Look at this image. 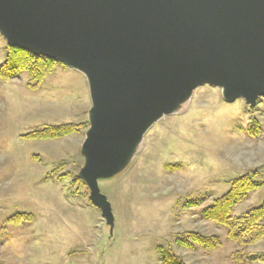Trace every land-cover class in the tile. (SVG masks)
I'll list each match as a JSON object with an SVG mask.
<instances>
[{
	"label": "rangeland",
	"instance_id": "obj_1",
	"mask_svg": "<svg viewBox=\"0 0 264 264\" xmlns=\"http://www.w3.org/2000/svg\"><path fill=\"white\" fill-rule=\"evenodd\" d=\"M0 35V67L8 60ZM92 98L82 73L58 65L40 83L23 71L0 77V264H234L236 252L264 264V239L241 248L202 212L249 175L264 184V98L252 107L200 86L179 112L144 134L121 170L98 177L103 210L82 179ZM78 126L58 139H34L48 127ZM83 181H81V180ZM264 204V186L232 216ZM218 236L213 251L184 248L187 233ZM254 259H251V258Z\"/></svg>",
	"mask_w": 264,
	"mask_h": 264
},
{
	"label": "water",
	"instance_id": "obj_2",
	"mask_svg": "<svg viewBox=\"0 0 264 264\" xmlns=\"http://www.w3.org/2000/svg\"><path fill=\"white\" fill-rule=\"evenodd\" d=\"M0 35L88 79L81 177L103 210L98 177L176 102L200 86L264 98V0H0Z\"/></svg>",
	"mask_w": 264,
	"mask_h": 264
},
{
	"label": "trees",
	"instance_id": "obj_3",
	"mask_svg": "<svg viewBox=\"0 0 264 264\" xmlns=\"http://www.w3.org/2000/svg\"><path fill=\"white\" fill-rule=\"evenodd\" d=\"M7 49L9 52L8 60L0 67V77L5 80L26 71L30 74L32 81L40 83L44 76L51 73L56 66H65L58 61L41 55H34L18 47L8 46ZM77 129L78 126L74 125L51 126L43 131H36L30 134L29 137L34 139H58L74 133ZM255 176V174L253 177L247 175L236 181L227 194L214 201L211 206L202 212L204 220L225 227L228 240L241 248L249 247L264 239V204L240 217L232 216L234 209L246 200L251 192L264 186L263 183H257L253 180ZM178 243L184 248H190L193 244H197L209 251L217 250L222 246L218 236H205L196 232L183 234L178 239ZM162 258L163 264H186L181 257L172 254L165 255ZM232 259L234 264H251V261H253L240 252H236Z\"/></svg>",
	"mask_w": 264,
	"mask_h": 264
},
{
	"label": "bare ground",
	"instance_id": "obj_4",
	"mask_svg": "<svg viewBox=\"0 0 264 264\" xmlns=\"http://www.w3.org/2000/svg\"><path fill=\"white\" fill-rule=\"evenodd\" d=\"M192 95L190 96H187L185 99L181 100V101H178L174 104V106L168 111V114L169 113H176V112H179L181 107L186 104L187 102H189L190 98H191ZM165 116V114H162L160 117L163 118ZM159 117V118H160ZM158 118V119H159ZM160 118V119H161ZM155 124V123H154ZM151 126V125H150ZM150 126L148 128H150ZM153 126V125H152ZM151 126V127H152ZM148 128H146V130H144L140 135L139 137L137 138V140L135 141V143L133 144L128 156L113 170H110L109 172H114L115 170L119 171L121 170L125 165H127V163L131 160L132 156L137 153L140 145H141V142L143 141V137H144V133L148 130Z\"/></svg>",
	"mask_w": 264,
	"mask_h": 264
}]
</instances>
